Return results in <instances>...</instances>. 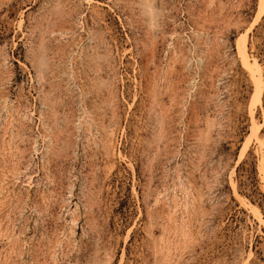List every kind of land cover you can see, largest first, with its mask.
Listing matches in <instances>:
<instances>
[{"label": "rangeland", "instance_id": "374dc122", "mask_svg": "<svg viewBox=\"0 0 264 264\" xmlns=\"http://www.w3.org/2000/svg\"><path fill=\"white\" fill-rule=\"evenodd\" d=\"M0 264H264V0H0Z\"/></svg>", "mask_w": 264, "mask_h": 264}, {"label": "bare ground", "instance_id": "6f19581e", "mask_svg": "<svg viewBox=\"0 0 264 264\" xmlns=\"http://www.w3.org/2000/svg\"><path fill=\"white\" fill-rule=\"evenodd\" d=\"M241 52H242V54H243L244 65H245L246 69H247L248 71L252 72L253 70H252V67L250 66V64H249V62H248L246 52H245L244 50H241ZM253 94H254V91H253ZM253 94H252V96H253ZM252 96H251V98H252Z\"/></svg>", "mask_w": 264, "mask_h": 264}]
</instances>
